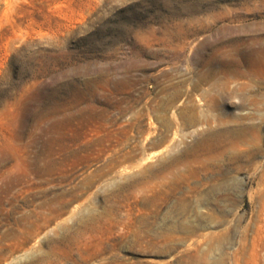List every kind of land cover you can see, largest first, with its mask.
Masks as SVG:
<instances>
[{
  "label": "rangeland",
  "instance_id": "374dc122",
  "mask_svg": "<svg viewBox=\"0 0 264 264\" xmlns=\"http://www.w3.org/2000/svg\"><path fill=\"white\" fill-rule=\"evenodd\" d=\"M247 70L264 0H0V264H264Z\"/></svg>",
  "mask_w": 264,
  "mask_h": 264
},
{
  "label": "bare ground",
  "instance_id": "6f19581e",
  "mask_svg": "<svg viewBox=\"0 0 264 264\" xmlns=\"http://www.w3.org/2000/svg\"><path fill=\"white\" fill-rule=\"evenodd\" d=\"M259 53V52H258ZM247 72H248V74H255V75H258V77H260V78H263L262 80H264V70H247ZM247 75V74H246ZM253 79V78H252ZM262 80H261V82H262ZM242 81V80H241ZM252 81V80H251ZM252 83V82H251ZM256 83H258V82H256ZM243 86H241V87H243V89L246 87V86H250V83L249 82H247V83H244L243 82V84H242ZM255 85V84H254ZM237 92V91H236ZM249 97V96H248ZM255 97H256V95H255ZM254 100V99H253ZM256 103V107H257V109L260 111L261 110V112L263 111V109H264V103L262 102V105H263V108H259L260 106H259V104H258V102L256 101V100H254ZM261 101V100H260ZM245 104V103H244ZM247 112H245V114H246ZM249 113V112H248ZM253 113V112H252ZM260 113V112H259ZM243 114V113H242ZM262 114L264 115V111L262 112ZM261 114V115H262ZM248 115V114H247ZM245 116V117H252V115L250 114V116L248 115V116ZM259 116V115H258ZM233 118V123H234V125H238V128H236L235 129V132L236 131H238V132H242V131H244L245 129H244V126H243V122L241 121L242 120V116L241 117H237V116H234V117H232ZM232 124V123H231ZM258 131V130H257ZM256 131V132H257ZM260 133V132H259ZM255 136V135H254ZM259 136V135H258ZM223 139V138H222ZM253 140V139H252ZM244 149V148H243ZM241 151V150H240ZM240 151H238V153L240 152ZM243 155V154H242ZM227 158V157H226ZM235 162H237V161H235Z\"/></svg>",
  "mask_w": 264,
  "mask_h": 264
}]
</instances>
